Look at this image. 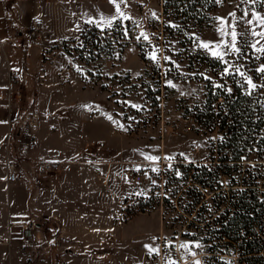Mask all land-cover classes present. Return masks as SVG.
I'll return each mask as SVG.
<instances>
[{
    "label": "rangeland",
    "instance_id": "obj_1",
    "mask_svg": "<svg viewBox=\"0 0 264 264\" xmlns=\"http://www.w3.org/2000/svg\"><path fill=\"white\" fill-rule=\"evenodd\" d=\"M15 1L1 0L6 15L0 13V35L5 34L11 15L28 18L32 14L31 9L19 7ZM97 1L105 2L106 9H110L107 12L113 15L111 23L100 28H109L116 20L124 25L134 23L136 28L130 32L132 40L120 55L86 64L75 51L69 54L63 49L62 40L75 36L74 31L62 22L51 25L53 39L58 37L60 40L49 45L42 43L41 48L40 44H33L30 48L29 66L24 67L25 76L21 75L24 98L20 110L30 103L40 114L38 123L41 128H48L53 133L56 132L57 121L66 117L67 112L81 111L92 102L118 115L130 143L138 146V153L142 154L137 164L142 172L141 179L135 184L138 186L136 192L132 189L131 194L122 199V202L131 201L139 211L133 212L123 222L137 215L148 217L153 233L141 231L134 235L133 241L118 240L117 264H196V261L206 264L207 242L202 240L201 231L204 229L200 221L211 216L209 211L199 213L197 207L189 204L191 197L187 196L185 188L194 184L190 178L182 179L179 167L173 163L177 158L184 163H209L211 157L217 159L218 154L215 157L212 144H216L221 133L216 129L198 130L191 117L182 116L184 102L180 97L190 95L192 99L189 102L203 99L207 80L232 91L230 79H235L245 91L257 96L264 104V71H260L264 68V0H221L211 11L213 22L193 29L191 40L185 43L164 29L165 23L174 26L179 22L171 15L165 16L163 0ZM116 4H119V12ZM60 16L67 17L64 13ZM79 36L74 37L75 42L69 43V47L77 45ZM204 44L208 47H203ZM208 57L219 59L224 66L219 68ZM8 62L14 68H20L18 49L7 47L0 50V95L8 86ZM41 66L46 74L39 71ZM60 67L73 71L79 77L83 90L79 86H73L72 90L64 89L72 86L73 81L65 70L59 71ZM147 85L151 93H148ZM99 122L105 123L106 120L102 118ZM30 151L29 148L18 147L13 157L24 167L25 161L31 160ZM258 161L264 168V158L251 152L243 156L237 170L259 167ZM233 162L230 161L231 165ZM234 175L233 179L239 176ZM222 181L224 192H230L233 189L229 185L231 179L223 176ZM166 197L169 201L165 200ZM206 199L214 208L209 193ZM187 220L193 222L187 226ZM181 245L188 247L182 248Z\"/></svg>",
    "mask_w": 264,
    "mask_h": 264
},
{
    "label": "crops",
    "instance_id": "obj_2",
    "mask_svg": "<svg viewBox=\"0 0 264 264\" xmlns=\"http://www.w3.org/2000/svg\"><path fill=\"white\" fill-rule=\"evenodd\" d=\"M15 4L32 10L28 18L11 15V18L19 21L21 28L26 29L35 20L43 21V45L60 40L58 37L53 39L50 30L55 23H65L77 36L86 22L104 27L113 19V15L107 12L110 9H106L105 2L97 0H75L70 3L62 0H16ZM12 8L17 14L16 8ZM0 13L6 15L1 0ZM62 13L67 17H61ZM32 45L27 47L24 59L27 67ZM22 63L16 69L23 75ZM7 65L14 67L9 62ZM42 67L39 71L46 74ZM64 70L73 81L72 86L64 89L72 90L79 86L83 90L79 77L71 70L59 68L60 72ZM8 118L9 111L1 107L0 264H24L20 250L22 228L33 215L41 219V227L36 230L37 241H53L48 253L33 264H117L115 254L118 240L133 241L134 235L141 231L153 233L148 217L142 215L119 225L114 224L123 197L131 194L132 189V192H136L138 187L135 185L138 184L137 180L124 174L125 169L134 168L140 174L142 172V168L137 167L142 154L138 153V146L130 143L118 115L92 102L81 111L67 112L66 117L57 121L55 133L49 132L48 128L43 130L38 123L36 139L29 148L31 160H26L23 167L25 176L14 183L6 180ZM102 118L106 120L105 123L99 122ZM37 161L54 162L58 167L39 176L34 167ZM117 173L121 177L117 178Z\"/></svg>",
    "mask_w": 264,
    "mask_h": 264
},
{
    "label": "trees",
    "instance_id": "obj_3",
    "mask_svg": "<svg viewBox=\"0 0 264 264\" xmlns=\"http://www.w3.org/2000/svg\"><path fill=\"white\" fill-rule=\"evenodd\" d=\"M220 1L163 0L165 16L171 15L179 22L174 26L165 23L164 29L178 36L182 43L188 42L193 29L213 22L211 11L218 7ZM135 28L136 24L127 22L124 25L119 20L104 29L86 22L77 45L69 47V43L75 42L74 37L64 38L63 49L69 54L75 51L86 64L114 57L120 55L132 40L130 32ZM208 58L219 68L224 66L219 59ZM155 70L159 72L158 68ZM80 77L85 80L82 74ZM230 80L232 91L207 80L203 99L189 102L192 99L190 95L180 97L184 102L182 116L191 117L198 130L216 129L221 133L216 144H212L215 157L218 154L217 159L211 157L209 163L173 164L179 167L182 179L190 178L194 184L185 188L187 196L191 197L189 204L197 207L199 213L209 211L211 216L200 221L204 229L201 231L202 240L207 242L206 264H264V191L257 181L261 174L244 171L241 179L246 187L230 192H224L222 181L223 176H230L232 183L238 182V179H233L232 172L238 168L237 164H241L243 156L255 152L264 158V104L257 96L245 91L235 79ZM147 91L151 93L148 85ZM230 161H234L232 165ZM208 193L214 208L207 203ZM165 200L169 201L167 197ZM192 222L187 220V226ZM233 253H236L235 257Z\"/></svg>",
    "mask_w": 264,
    "mask_h": 264
},
{
    "label": "built area",
    "instance_id": "obj_4",
    "mask_svg": "<svg viewBox=\"0 0 264 264\" xmlns=\"http://www.w3.org/2000/svg\"><path fill=\"white\" fill-rule=\"evenodd\" d=\"M62 1L72 2L73 0ZM44 29L45 25L42 20H35L29 27L23 29L20 27L17 19L9 18L6 24L5 34L0 35V50H5L7 47L18 49L20 51L23 67H27L26 62H24L27 47L31 44H40L39 47L41 48L44 37ZM21 75V71L9 66L8 86L6 92L0 95V106H4L9 111L8 129L5 139V147L9 152L6 158V180L9 183L17 182L25 176L23 167L15 159V157H13V155L16 148L22 147L24 149H28L34 143L36 139V127L40 118L37 108L32 107L30 103L20 110L24 98ZM193 92H195V90H193ZM174 162L182 161L177 158ZM261 164L263 163H259L258 161L259 167H243L242 169H239L241 170L240 172L237 170L238 168L234 170L232 172V176H235L234 173L237 175L239 174V176L235 179L236 181L238 179V182L232 183L231 181L230 187L233 188L232 190L246 187V185L242 182L241 177L243 176L244 171L247 170L248 172L251 171L252 173L261 174L257 181L259 188L264 191V168L261 167ZM34 167L37 175L44 176L55 170L58 167V164L49 161H37L34 163ZM124 174L137 181L141 178V174L134 168H126ZM116 177L119 178L121 176L117 173ZM228 177L232 180L230 176ZM111 195L115 196V193L111 192ZM135 211H139L136 205L132 204L131 201H123L114 217V224L119 225L123 223V221L129 218ZM39 227H41V219L33 215L28 218L22 228V243L20 250L23 254L24 264H32L38 261L42 255L48 253V249L53 243L51 240H44L43 242L37 241L36 230Z\"/></svg>",
    "mask_w": 264,
    "mask_h": 264
},
{
    "label": "snow or ice",
    "instance_id": "obj_5",
    "mask_svg": "<svg viewBox=\"0 0 264 264\" xmlns=\"http://www.w3.org/2000/svg\"><path fill=\"white\" fill-rule=\"evenodd\" d=\"M110 2H115V0H110ZM115 7H116L117 12H119V4H116ZM121 15H123V14L121 13ZM109 23H110V21H109ZM233 38H235V33H233ZM203 47L207 48L208 44H204ZM236 51H239V49H236ZM260 71H264V68L260 69ZM249 83L251 84L250 80H249ZM252 86L255 87V85H252ZM152 159H155V158H152ZM181 247L186 248V247H188V245H181ZM153 251H154V249H153ZM196 264H200V262L196 261Z\"/></svg>",
    "mask_w": 264,
    "mask_h": 264
}]
</instances>
